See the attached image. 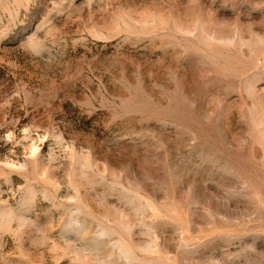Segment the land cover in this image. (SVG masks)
<instances>
[{"label": "rangeland", "instance_id": "1", "mask_svg": "<svg viewBox=\"0 0 264 264\" xmlns=\"http://www.w3.org/2000/svg\"><path fill=\"white\" fill-rule=\"evenodd\" d=\"M0 264H264V0H0Z\"/></svg>", "mask_w": 264, "mask_h": 264}]
</instances>
